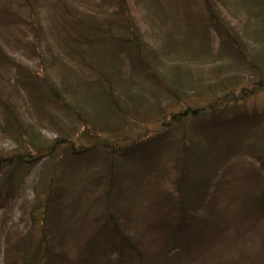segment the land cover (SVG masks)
Returning a JSON list of instances; mask_svg holds the SVG:
<instances>
[{"label":"rangeland","instance_id":"374dc122","mask_svg":"<svg viewBox=\"0 0 264 264\" xmlns=\"http://www.w3.org/2000/svg\"><path fill=\"white\" fill-rule=\"evenodd\" d=\"M213 1L221 16L242 36L241 44L248 45V63L223 49L213 28L205 24L202 0H130L140 39L155 54L152 80L147 78L149 72L145 78L142 70L133 69L128 48L113 46L112 42L84 44L85 29L92 25L102 26L98 36H129L117 20L112 21L115 10H106L101 0H0V48L5 55L0 56V158L19 153L42 155L43 146L59 138L73 141L76 147H124L164 135L165 125L174 114L221 101L222 89L227 86L220 90L224 79L244 77V84L250 88L260 79L264 81V0ZM86 34L93 36L94 32ZM47 85L58 93L61 102L52 100ZM209 88L215 91L209 93ZM230 91L235 92L236 102L230 98L228 104L234 113L264 115V89L243 99L237 96L239 89ZM184 124L173 126L170 135L188 133L192 125ZM253 145L262 146L258 141ZM61 155L62 147L54 159L42 158L26 167L14 195L0 208V264H7L9 258L10 264H27V254L18 251L22 242L29 238L36 245L43 242V233L32 224L31 215L44 199L51 179L54 190L60 193L62 218L45 238L53 253L52 260L47 261L81 264L89 232L88 224H84L97 214L102 203L96 200L104 194V187L99 189L91 182L109 166L103 156L70 164L69 159L59 163ZM254 163L244 154L235 157L228 164L229 169L234 168L229 181L250 173ZM118 165L129 167L124 161ZM2 178L0 171V184ZM118 184L112 194L118 212L129 213L134 235L150 244L152 235L143 220L150 219V195L143 192L144 188H136L142 193L134 195L124 181ZM102 185L109 186L105 180ZM237 185L240 181L231 183L232 187ZM223 198L222 206L232 201ZM220 242L215 251L201 259L179 264H264V224L252 234L243 227L228 229ZM152 245L154 249L160 247L158 243ZM47 246L43 243L40 248L41 264H47L43 257ZM109 247L100 242L95 250L107 252Z\"/></svg>","mask_w":264,"mask_h":264},{"label":"trees","instance_id":"16d2710c","mask_svg":"<svg viewBox=\"0 0 264 264\" xmlns=\"http://www.w3.org/2000/svg\"><path fill=\"white\" fill-rule=\"evenodd\" d=\"M202 1L206 12L205 24L213 28L223 49L228 55L238 56L240 61L248 63L246 50L249 47L241 44L240 33L221 16L215 1ZM193 3H197V0H193ZM101 4L106 6V10H115L116 18L112 21L117 20L116 24L123 27L129 36H98V32H103L102 26L92 25L85 29L84 44L93 46L112 42L113 46L128 48L133 69L142 70L145 78L149 72L147 78L154 80L150 71L155 54L153 51L150 53L147 43L140 39V29L132 16L130 0H101ZM87 32H94V35L87 36ZM0 56L5 57L1 48ZM244 82V77L222 80L220 90L227 86L222 89L221 101L207 107L187 108L172 115L165 125L164 135H154L124 147L108 144L76 147L73 141L59 138L43 146L42 155L19 153L13 157H1L0 171L4 178L0 184V208L14 195L19 177L26 167L38 163L42 158L54 159L57 149L62 147L59 163L69 159L70 164H74L76 160L95 155L105 157L109 166L104 174L91 182L99 189L104 187V194L96 200L102 203L97 214L84 224H88L89 232L81 251V264L194 262L195 257L201 259L215 251L228 229L243 227L246 233H254L264 224V115H239L228 104L230 98L236 102L235 92L230 90L239 89L237 96L243 99L263 90L264 81L260 79L253 88L247 87ZM45 88L52 100L60 101L58 93L51 86ZM213 91L209 88V93ZM184 122L192 125L188 133L185 130L179 137L170 135L173 126L185 125ZM253 141H258L262 146L253 145ZM243 154L254 159L255 163L250 173H243L231 182L228 176L234 175V168L229 169L228 164ZM120 161L128 162L129 167L118 165ZM104 180L109 186L102 185ZM120 181H124L134 195L142 193L136 188H144L143 192L150 195L147 204L151 220L141 217L147 223L146 231L152 235L148 241L150 244L145 245L134 235L136 232L131 230L129 219L132 216L129 213L120 214L114 204L112 194L116 185L120 186ZM238 181L241 185L231 186V183ZM117 190L123 193V189ZM59 196L60 193L54 190V179H51L44 199L39 201L31 215L32 224L38 225L43 233L40 240L43 242L36 245L29 238L18 248L22 254H27V264H41L38 262L43 255L40 248L43 243L50 245L45 238L51 236V226L58 224L62 218ZM223 196V199L228 198V202L229 199L232 201L222 206ZM96 205L99 206L98 203ZM100 242L110 245L107 252H96L95 248ZM154 243L160 244V247L154 249ZM46 248L48 251L43 257L50 261L52 249ZM112 255L116 256L111 258ZM10 262V258L6 260L7 264Z\"/></svg>","mask_w":264,"mask_h":264}]
</instances>
